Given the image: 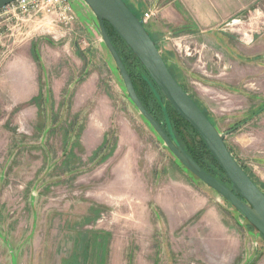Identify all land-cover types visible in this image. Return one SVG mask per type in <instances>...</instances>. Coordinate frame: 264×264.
I'll use <instances>...</instances> for the list:
<instances>
[{
  "label": "rangeland",
  "instance_id": "1",
  "mask_svg": "<svg viewBox=\"0 0 264 264\" xmlns=\"http://www.w3.org/2000/svg\"><path fill=\"white\" fill-rule=\"evenodd\" d=\"M66 2L71 24L37 14L54 28L0 47V264H264V238L164 147ZM153 11L171 74L264 194V3L203 33L135 13Z\"/></svg>",
  "mask_w": 264,
  "mask_h": 264
},
{
  "label": "water",
  "instance_id": "2",
  "mask_svg": "<svg viewBox=\"0 0 264 264\" xmlns=\"http://www.w3.org/2000/svg\"><path fill=\"white\" fill-rule=\"evenodd\" d=\"M14 1L16 0H0V10ZM81 1L97 21L96 32L115 64L129 101L157 134L164 147L168 149L186 171L216 192L220 198L264 238V194L251 181L230 153L224 142V134H220L215 129L191 97L170 74L159 53L157 43L151 39L142 21L135 16L123 0ZM104 23L112 27L134 54L157 86L165 101L202 139L229 181L230 187L203 171L184 149L168 136L161 125L146 110L139 100L131 79L107 35Z\"/></svg>",
  "mask_w": 264,
  "mask_h": 264
},
{
  "label": "crops",
  "instance_id": "3",
  "mask_svg": "<svg viewBox=\"0 0 264 264\" xmlns=\"http://www.w3.org/2000/svg\"><path fill=\"white\" fill-rule=\"evenodd\" d=\"M130 9L139 15L145 13L149 8H157L159 4V23L167 28L176 30L191 27L193 31L210 32L224 26L229 21L241 16L247 10L259 6L264 0H123ZM136 14V13H135ZM35 15L29 17V23L24 24L16 18V23L8 35H0V47H5L6 39L11 41L10 45H20L32 33L44 30H52L54 26L49 22L42 24ZM155 23L149 28L152 32L156 30ZM7 31V30H6ZM49 31V30H48ZM35 35V34H33ZM10 38H13L11 40ZM34 46V45H33ZM8 47V46H6ZM31 49V45H30ZM32 99V98H31Z\"/></svg>",
  "mask_w": 264,
  "mask_h": 264
},
{
  "label": "trees",
  "instance_id": "4",
  "mask_svg": "<svg viewBox=\"0 0 264 264\" xmlns=\"http://www.w3.org/2000/svg\"><path fill=\"white\" fill-rule=\"evenodd\" d=\"M128 8L130 9L129 6ZM135 16L137 17L136 14ZM138 18L140 19V17ZM104 25H105L107 35L113 47L117 51L131 79L134 90L139 100L141 101L143 106L146 108V110L161 125V127L168 134V136L172 140H174L177 144H179L184 149V151L190 156V158L203 171H205L207 174H209L210 176H212L213 178H215L222 184L226 185L227 187H230L229 181L225 177L220 167L217 165L216 161L214 160V158L208 151L202 139L189 126V124H187L184 121V119L165 101L160 91L158 90L157 86L154 84V82L152 81V79L150 78L146 70L143 68L141 63L137 60V58L130 51V49L126 46L123 40L118 36V34L112 29V27L107 23H104ZM41 100H42V92H39L36 97H33L31 99L30 104L35 105L36 107H39ZM101 148L102 146L99 148V150ZM241 168L247 174V172L242 166ZM248 177L250 178L249 175Z\"/></svg>",
  "mask_w": 264,
  "mask_h": 264
},
{
  "label": "built area",
  "instance_id": "5",
  "mask_svg": "<svg viewBox=\"0 0 264 264\" xmlns=\"http://www.w3.org/2000/svg\"><path fill=\"white\" fill-rule=\"evenodd\" d=\"M31 12L33 15L42 14L44 17L54 18V21L60 25L71 24L74 19L66 0H16L0 10V25L2 21L16 20L19 15ZM155 13L156 11H153L149 15H143L140 18L143 25L147 24L149 17Z\"/></svg>",
  "mask_w": 264,
  "mask_h": 264
},
{
  "label": "bare ground",
  "instance_id": "6",
  "mask_svg": "<svg viewBox=\"0 0 264 264\" xmlns=\"http://www.w3.org/2000/svg\"><path fill=\"white\" fill-rule=\"evenodd\" d=\"M20 65H21V64H20ZM20 65H19V68H20ZM24 67H25V66H24ZM24 70H25V69H24ZM26 72H27V71H26ZM27 73H28V72H27ZM28 74H29V73H28ZM15 76H16V75H15ZM18 77H19V76H18ZM27 79H28V78H27ZM27 79H26V80H27ZM23 80H24V77H23ZM26 80H24V81H26ZM20 83H22V82H20ZM21 85H22V84H21ZM23 86H24V85H22V87H23ZM27 88H29V87H26V86H25V88L23 87L22 89H23V90H28ZM27 94H29V93H27ZM125 181H126V180H125ZM127 185H128V184H127Z\"/></svg>",
  "mask_w": 264,
  "mask_h": 264
}]
</instances>
